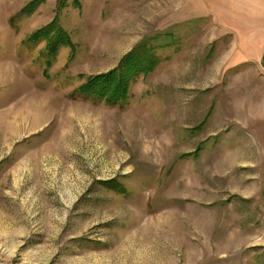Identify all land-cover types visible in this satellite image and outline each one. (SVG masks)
Returning <instances> with one entry per match:
<instances>
[{"label":"rangeland","instance_id":"rangeland-1","mask_svg":"<svg viewBox=\"0 0 264 264\" xmlns=\"http://www.w3.org/2000/svg\"><path fill=\"white\" fill-rule=\"evenodd\" d=\"M117 69L125 97L84 94ZM22 85L116 130L0 137V264H264V0H0V114Z\"/></svg>","mask_w":264,"mask_h":264},{"label":"bare ground","instance_id":"bare-ground-1","mask_svg":"<svg viewBox=\"0 0 264 264\" xmlns=\"http://www.w3.org/2000/svg\"><path fill=\"white\" fill-rule=\"evenodd\" d=\"M6 73L13 80V83L22 81L21 77L15 76L13 72L9 75L7 70ZM14 94L12 96L13 103L7 105L0 114V137L3 141H7L19 134L33 131L39 126L49 123L50 129L42 138L43 143L35 149L34 157L37 160L47 153L59 151L67 137L70 136V132L75 128L77 121L84 116L89 120H95L97 126L95 129L101 132L104 138H112L115 133L116 127L112 125H116V123H109V128H104V123L98 122L102 117L101 110L90 108L89 105L56 100L50 97L52 95L30 90L29 86L24 87V85ZM116 121L121 128L130 133L135 132L136 126L141 123L130 115H122ZM252 127L254 126L252 125ZM255 134L262 140L264 139V121L256 127ZM160 143L161 141L158 142V144ZM158 144L154 147L152 145L153 150L150 153L156 161L163 157L165 150L164 145L158 146ZM254 168V172H257L258 166Z\"/></svg>","mask_w":264,"mask_h":264},{"label":"trees","instance_id":"trees-1","mask_svg":"<svg viewBox=\"0 0 264 264\" xmlns=\"http://www.w3.org/2000/svg\"><path fill=\"white\" fill-rule=\"evenodd\" d=\"M33 2H36V0H33ZM48 32H50V30H48L46 34ZM66 39V36H56V40H59V42L66 41ZM142 55L143 54L140 52H136L133 55H126L121 59L119 66L124 65L128 73L134 72L142 66V59L140 58ZM117 71L119 72L115 73ZM126 75V72L124 73L121 69H117L111 73H100L91 76L88 82L83 85L82 90L84 94L89 93L100 98H105L107 101L112 99L116 100L118 98L121 99V97L127 95V90L129 88V77Z\"/></svg>","mask_w":264,"mask_h":264}]
</instances>
